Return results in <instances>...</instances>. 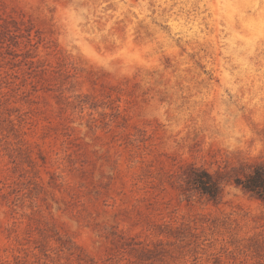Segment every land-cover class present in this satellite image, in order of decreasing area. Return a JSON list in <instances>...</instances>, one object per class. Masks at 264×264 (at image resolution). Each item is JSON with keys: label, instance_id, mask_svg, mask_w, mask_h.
Here are the masks:
<instances>
[{"label": "rangeland", "instance_id": "obj_1", "mask_svg": "<svg viewBox=\"0 0 264 264\" xmlns=\"http://www.w3.org/2000/svg\"><path fill=\"white\" fill-rule=\"evenodd\" d=\"M264 0H0V264H264Z\"/></svg>", "mask_w": 264, "mask_h": 264}, {"label": "trees", "instance_id": "obj_2", "mask_svg": "<svg viewBox=\"0 0 264 264\" xmlns=\"http://www.w3.org/2000/svg\"><path fill=\"white\" fill-rule=\"evenodd\" d=\"M244 188L251 192H256L258 189L264 191V178L260 175L256 180H253L251 184L244 185Z\"/></svg>", "mask_w": 264, "mask_h": 264}]
</instances>
